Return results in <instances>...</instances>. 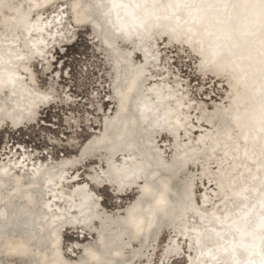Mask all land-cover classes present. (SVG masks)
<instances>
[{
    "label": "bare ground",
    "instance_id": "bare-ground-1",
    "mask_svg": "<svg viewBox=\"0 0 264 264\" xmlns=\"http://www.w3.org/2000/svg\"><path fill=\"white\" fill-rule=\"evenodd\" d=\"M58 1L0 0V130L3 120L15 130L29 126L35 122L38 111L50 105L53 98H48L52 92L37 87L33 64L38 61L41 69L50 68L47 53L57 42L64 41L58 34L65 28L64 13L70 11L72 15L67 18L73 17L75 23L71 20L72 25L89 24L94 31L92 40L101 43L107 51L106 56L113 58L114 93L109 89L111 99L108 102L115 103L117 110L115 114L111 113L109 120L103 121L100 131L104 136L99 137L102 134L99 133L96 137L101 138L99 141L108 139L109 142L115 136L121 138L118 140L120 151L113 155L111 162L112 171L118 174L115 178L106 176L102 181L95 179L94 183L101 185L107 181L106 186L118 196L135 190L137 195L125 208L121 219H117L120 225L96 231L95 244L79 243V238L86 239L84 234L79 235V230L92 232L88 224L75 222L91 204L96 207L101 200L85 183L89 182L88 178L83 181L80 173L87 164L84 151L94 143L93 138L87 139L75 156L63 155L62 160L56 162L31 157L29 150L21 145L15 151L9 148L2 156L0 154V175H6L11 183L0 189V225L5 228H2L0 250L20 253V256L5 258L0 264H88V261L134 264L138 259L141 264L149 263L151 260L146 252L151 251L153 237L160 232V227L154 224L157 213L174 215L180 211L174 209L177 205L182 209V217L170 226L169 241L157 264H169L181 255L184 264H264V19L256 22L260 26L253 28L256 31L254 37L240 33L249 26L248 22H253L254 16L263 14L261 17L264 18V0H60L66 8H57L53 15L45 17V11ZM90 7L96 9L97 18L86 16L85 9ZM203 11L206 14L200 29L204 34L199 31L194 34L189 29V21L195 18V12ZM130 18L133 20L126 35L134 33L138 39L147 37L146 42L123 39L121 42L125 47L119 48L117 43L112 51L107 46L109 41L101 38L94 29L95 25L104 23L110 32L122 31V25ZM160 19L162 22L153 27V21ZM143 22L147 26L141 31L138 26ZM175 23L176 27L172 28ZM224 27L228 33L223 34ZM229 32L239 42V47L224 60H212L211 45L217 39L224 41L227 36H232ZM159 40L166 47L185 48L194 54L201 77L211 74L209 78L228 84L224 85L226 93L222 95L227 100L222 107H217L221 110L216 113L220 114L219 121H200L199 113H196L197 122L190 120V113L197 111V107L187 104L185 92L180 93V89L168 83L167 71L152 70L162 64L158 57ZM132 50L139 54L140 61L129 59ZM226 51L230 53L228 46ZM115 58L130 62V67H125L128 74L123 79L119 77L121 70L114 68ZM209 63L213 70L224 71L222 75L202 69ZM154 75L161 78L150 80ZM37 99L42 100L38 102ZM69 99L64 98L66 103ZM130 99H133L130 104L133 111L129 110V104L123 108V101ZM27 110L30 114L21 118L20 114ZM11 111L14 112L5 116ZM26 118H30L28 123ZM139 118L142 121L148 119L147 126L160 125L166 130L145 137L138 135L135 140L131 132L138 128ZM107 124L113 127L109 135ZM189 132H194L193 139ZM163 135L171 140L168 159L163 146L156 143ZM145 140L151 143L156 157L165 163L177 165L179 157L191 159L185 168L199 171L200 181L196 184L201 182L203 188L198 199L194 198L196 178L183 181L176 190L175 175L159 174L157 169L148 166L145 147H142ZM82 155V162L71 164ZM200 160L203 161L199 163ZM94 163L89 178L110 167L106 153L102 157L99 155ZM99 163L101 172L97 168ZM131 175L132 179L128 180ZM3 180L0 176L1 185H4ZM111 181L128 183V186L121 184V188H117ZM14 198L20 203L12 204L7 210V203ZM85 204L88 207L84 208ZM189 207L191 210L188 211ZM120 211L117 207L109 215L117 218ZM94 212L99 214L100 211ZM7 223L20 224V229L12 233V225ZM62 230L78 234V239L73 242L75 245L68 248L73 253H69V257L61 247ZM181 242L188 249L185 254ZM132 245L133 248L145 247L144 255L135 254Z\"/></svg>",
    "mask_w": 264,
    "mask_h": 264
},
{
    "label": "rangeland",
    "instance_id": "rangeland-1",
    "mask_svg": "<svg viewBox=\"0 0 264 264\" xmlns=\"http://www.w3.org/2000/svg\"><path fill=\"white\" fill-rule=\"evenodd\" d=\"M61 4L59 0L50 9L45 11L44 16L46 17L49 14L53 15L54 10L57 8L58 10L65 9L66 6ZM70 14V11L64 13L62 21L65 28L58 34L64 41L61 43L57 42L56 46L52 47L47 53L50 68L48 70L41 69L38 61H35L33 64L37 87L41 90H49L52 92L53 96L51 95L50 97L53 99L50 101V105L38 111L35 122L29 126L15 130L7 125L8 121H2L4 124L3 129L0 130L1 156L4 152L9 151V148L15 151L21 145L29 150L31 157H35L41 161L46 158H48L49 162L61 161L63 155L65 157H73L79 153V147L87 139L93 138L92 142L97 143L104 136L100 131V128L103 127V121L105 122L106 119L109 120L111 113L115 114L117 110L115 103L113 105L108 102L111 99V93H114L112 81L114 80L115 74L111 64L113 58L111 60L109 56H106L107 51L101 43H98L97 40H92L91 33L94 31H92L91 26L89 24L73 26L71 23V20L74 22L73 17L67 18ZM158 42H160L158 44V57L162 59V64L157 67H152V70L167 71L168 83L175 86L176 89H180V93L185 92L184 99L187 104L191 107H197V111L193 114L190 113V120L194 119L197 122L196 113H199L200 121L211 120L210 117L212 115L221 111L217 107H222L227 100L222 95L226 93V87L224 85L227 86L228 84L224 81L219 82L217 79L209 78L208 75L211 74L201 77V70L197 69L199 64L196 62L197 57L190 53V51H186L185 48L166 47V44L162 43L161 40ZM121 47H125L123 42L119 45V48ZM130 54L131 59L140 61L139 54L135 51H130ZM160 78V75L150 76V80ZM68 97L70 99L66 103V99L64 100V98ZM35 114L34 117L36 116ZM28 119L30 118H26V123H28ZM211 122L214 123V121ZM98 134L101 137L100 139L96 137ZM189 135H191V139L194 138V132H189ZM184 138L185 136L181 138L182 142ZM156 143L159 147L163 146L165 157L168 159L170 156V147H172L171 140L166 135H163V137L157 138ZM194 143L196 142L194 141ZM92 145L90 144L87 148L88 154L86 153L84 155L87 164L80 171L82 180L85 181L88 178L89 182L85 181V183L93 193L99 195L101 198V202L99 201L96 204V209L98 212L100 211L99 214H103V216L112 220L114 217L112 215L110 217L109 212L111 214L115 208L119 207L121 208L120 213L122 214L119 213L117 218L114 219H121L120 217L125 213V208L130 202L134 201L137 190L129 191L124 196H118L113 189L104 184L105 182L101 185L95 184L93 177H97V175L93 174L92 178H89L90 172L93 171L91 165L95 166L96 164L94 162L99 159V155L102 157V155L105 156V153L101 151L93 153L91 151ZM82 158L83 156L78 161H72L71 164L77 165L83 161ZM202 161L200 160L199 163ZM100 165V163L97 164V168L101 172ZM60 166L62 167L63 164ZM198 174L199 171L197 169L185 168L180 175L174 178V188L178 190V184L194 177L196 179L193 186L197 190L194 198L198 199L201 194L200 189L203 188L201 182L198 185L196 184V181H200V175ZM111 190L114 194L111 193ZM95 224H97L96 226L98 228L96 231H100L101 226L98 223ZM169 229L170 227L160 228V232H156L158 236L153 237L151 251L148 250L146 252L151 261L145 264H157L162 249L169 241ZM62 231L61 247L63 253L69 257V253H73L68 251V248L71 245H75L73 242L78 239V234L72 231ZM79 232V235L84 234L86 236V239L79 238L81 241L79 243H96L97 239L94 238L95 232L91 231L92 234L86 232L89 235L81 232V230ZM82 240L84 241L82 242ZM181 244L183 246L185 245L184 242H181ZM135 247L133 248L132 245V251L134 250L137 255L141 254L140 256H143L146 248ZM185 250L188 249L184 246L183 253ZM181 256L179 259H172L169 264H184L185 261ZM141 263L140 259L134 262V264ZM4 264L8 263L5 262Z\"/></svg>",
    "mask_w": 264,
    "mask_h": 264
},
{
    "label": "water",
    "instance_id": "water-1",
    "mask_svg": "<svg viewBox=\"0 0 264 264\" xmlns=\"http://www.w3.org/2000/svg\"><path fill=\"white\" fill-rule=\"evenodd\" d=\"M2 1V0H1ZM260 1V0H258ZM242 4V3H241ZM3 5V3L1 4ZM236 5V4H235ZM118 6V5H117ZM120 6V5H119ZM143 4H141V8H143ZM230 8H232V5L230 6ZM136 10H139V8H136ZM96 9L94 7H90L88 9H85V13H86V16L88 17H96V13H95ZM159 12V11H158ZM159 14V13H157ZM206 14V11H203L202 13H198V12H195V18H193L192 20L189 21L190 25H189V29H191L193 31L194 34H198L197 32L199 31V34L203 35L204 34V30L201 32V29H200V26L202 25V20L204 18V15ZM263 14H260V15H256V17L254 16V19H253V22H248L249 23V26L246 27L244 30L240 31V33L242 35H246V36H252L254 37L255 34H256V31H254V27H257L259 28L260 24L256 23L260 18L261 19H264L263 17H261ZM98 17V16H97ZM96 17V18H97ZM258 18V19H257ZM132 18H130V21L128 20V22H125L124 25H122V31H118V32H110L108 29V27H106V25L104 23H101L99 25H95L94 26V29L95 31H98L99 35L101 38H106L108 41H109V45L108 48H110L112 51H114V48H116V44L117 45H120L121 43V40H126V41H137L139 43L141 42H146L148 40L147 37H144V39H138V37H134V33H132L133 35H129L127 36L126 35V31H129L130 30V26H131V22H132ZM230 21V17L228 16V19H227V22ZM162 22V19H160L159 21H153V27L154 26H157L159 25L160 23ZM219 22V21H217ZM259 22V21H258ZM179 23V22H177ZM143 26V27H142ZM144 26H147V24L145 22H143L140 26H138L139 30L143 31L144 30ZM176 27V23L174 26H172V28ZM223 31V34L225 33H228V30H226V28L224 27L222 29ZM120 32H123V33H120ZM169 32V31H168ZM210 33H214L213 35L217 34V32H210ZM166 34V33H165ZM230 35H232V33L229 32ZM133 36V37H132ZM166 36V35H165ZM178 38H181V37H178ZM214 38H216L214 36ZM213 38V39H214ZM215 44H212V51L210 52V55L212 56V60H215V61H220L221 59L224 60V57H228L231 55V52H233L236 48L239 47V42L237 40H235L234 36H227L226 40L224 41H220L219 39L215 40L214 41ZM116 46V47H115ZM229 47V50H230V53L228 51H226V47ZM227 52V53H225ZM115 53L113 52V55ZM130 57V56H129ZM116 59V62L114 61V68L116 70H121L120 72V79H123V76L127 73V69L125 67H130L129 65V60H127L128 63H124V62H120L118 60V58H115ZM131 59V57L129 58ZM202 69H205L207 71H214L220 75H222V72L224 71H215L213 70V66L209 64L207 65H203L202 66ZM143 77V75H141ZM116 82H117V79H116ZM120 82V80H119ZM9 86V85H8ZM51 97H49L48 99H50ZM42 99H37L38 102H40ZM44 100V98H43ZM132 100L133 99H130L129 101H123V108L125 109V107L128 105L129 107V110L130 111H133V109L131 108V103H132ZM126 104V105H125ZM12 112L14 111H11V112H8L6 113L5 116H8L9 114H11ZM125 111H123L124 113ZM121 113V112H120ZM30 114V110L28 111H24V114H20L22 117L21 118H25L27 117L28 115ZM220 116V114H214L212 115L210 118L212 121H219L218 120V117ZM19 119L17 118L16 122L18 121ZM139 120L138 122V128L133 130L132 129V135L134 136L135 140L136 138H138V135H142L143 137H145L146 135H152L154 132L156 131H159V130H166L165 128L166 127H163V126H147V121L148 119H144L145 121H142L139 119H137V121ZM118 124V123H117ZM133 124V123H131ZM181 129V127H180ZM113 130V127L109 124H107L106 126V133H111V131ZM176 132V130L174 131V133ZM119 138L118 136H115L114 138H112V141L109 142L108 139H103L99 142H97L96 144L93 143V145L91 146V151L94 153L97 151H101V152H104L106 153L107 155V161L110 165V167L108 168V171H104V174L101 173L100 176H94L93 179L95 180H101L102 178L108 176V177H114L117 176V172L116 171H112V159H113V155L116 153V152H119L120 151V148L118 147V143H119ZM138 147H139V144L137 143L136 144ZM142 147H145L144 150H145V155H146V160L149 161V167L150 168H155L157 169V172L159 174L161 173H172L173 176H177V175H180V173L182 171H184L185 169V166L188 165L190 162H191V159H185L183 160L182 158H178L177 160H180L178 162L177 165H174V164H171V163H165L164 161L160 160L158 157H156V154L154 152V149L152 148L151 146V143L149 141H144L143 142V146ZM88 149H86L84 151V155H86ZM149 151V152H148ZM88 154V153H87ZM83 156V155H82ZM2 178H4L3 181H5L3 184L4 185H1L0 183V189H5L6 187H9L11 183H8V177H6V175H4L3 173L0 175ZM132 176H129L128 177V180H131L132 179ZM105 182L104 184H108L107 181H103ZM112 183H114V185L117 187V188H121V184L120 182L118 181H111ZM128 183L126 184H122V186H128L127 185ZM134 186V185H133ZM111 193L114 194V192L111 190ZM39 194V193H38ZM123 199V198H122ZM191 200H192V197H191ZM117 201V200H116ZM115 201V202H116ZM184 202V201H183ZM18 203H20V200L19 199H11L9 201V203H7L6 205V209L9 210L10 207H12V204H15V205H18ZM184 204V203H183ZM85 207H88V204H85L84 205V208ZM176 207V208H175ZM174 209H177V210H180L178 213L172 215H168L166 216V214H159L157 213L158 215V218H156V220L154 221V224L155 226H159L161 229L162 228H166V227H170L172 225H175L176 222H178V218L179 217H182V209L179 208V206H175ZM188 211L191 210V208L189 207L187 209ZM92 211H96V207L95 205H92L89 206V208H87L83 213L80 214V220L78 222H75L76 224H88L90 225L92 223V225H90L89 227V230L90 231H93V232H96V230L98 229L97 228V224L95 223H101L102 225V229H110V228H114V227H117V225H120V221H117V219H112L110 220V218H106L105 216H103V214H96V212H94V214L92 213ZM90 216V217H88ZM16 219H13V222H15ZM8 226H11L12 225V228L10 229V231H12V233H15L17 232L19 229H20V224L18 225H15V224H12V223H7ZM5 226V227H8V226ZM2 226L0 225V240L3 238V232H2ZM96 228V229H95ZM5 229V228H3ZM94 229V230H93ZM116 229V228H115ZM119 229V228H117ZM86 233V232H85ZM86 235H89L88 233H86ZM44 242V240L42 239V243ZM97 242V241H96ZM136 254V253H135ZM134 254V258H136V255ZM20 256V253H6L4 251H1L0 250V260H4L5 258H9L11 256ZM132 255V254H131ZM88 264H109V263H106L105 261H88Z\"/></svg>",
    "mask_w": 264,
    "mask_h": 264
}]
</instances>
